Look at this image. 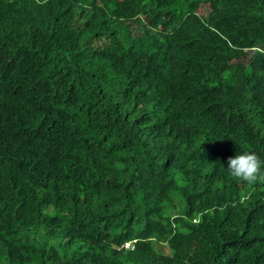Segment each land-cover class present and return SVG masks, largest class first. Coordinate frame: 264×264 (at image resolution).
I'll use <instances>...</instances> for the list:
<instances>
[{"label": "trees", "instance_id": "trees-1", "mask_svg": "<svg viewBox=\"0 0 264 264\" xmlns=\"http://www.w3.org/2000/svg\"><path fill=\"white\" fill-rule=\"evenodd\" d=\"M240 153L264 0H0V264H264Z\"/></svg>", "mask_w": 264, "mask_h": 264}, {"label": "clouds", "instance_id": "clouds-1", "mask_svg": "<svg viewBox=\"0 0 264 264\" xmlns=\"http://www.w3.org/2000/svg\"><path fill=\"white\" fill-rule=\"evenodd\" d=\"M227 171L238 180L255 183L264 180V160L255 153H240L228 158Z\"/></svg>", "mask_w": 264, "mask_h": 264}, {"label": "rangeland", "instance_id": "rangeland-1", "mask_svg": "<svg viewBox=\"0 0 264 264\" xmlns=\"http://www.w3.org/2000/svg\"><path fill=\"white\" fill-rule=\"evenodd\" d=\"M207 11H208L207 7H204V6L197 7V12L201 16H204L207 13ZM157 248H159V247H157ZM162 249L165 251L167 250L166 247H162Z\"/></svg>", "mask_w": 264, "mask_h": 264}, {"label": "built area", "instance_id": "built-area-1", "mask_svg": "<svg viewBox=\"0 0 264 264\" xmlns=\"http://www.w3.org/2000/svg\"><path fill=\"white\" fill-rule=\"evenodd\" d=\"M129 246H130V244H128V243L125 245L126 248H128Z\"/></svg>", "mask_w": 264, "mask_h": 264}]
</instances>
